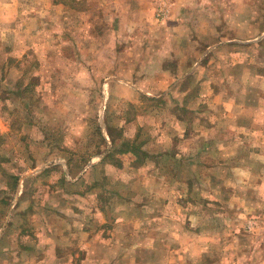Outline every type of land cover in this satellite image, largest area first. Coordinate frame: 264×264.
<instances>
[{"label": "rangeland", "instance_id": "obj_1", "mask_svg": "<svg viewBox=\"0 0 264 264\" xmlns=\"http://www.w3.org/2000/svg\"><path fill=\"white\" fill-rule=\"evenodd\" d=\"M139 1L51 0L25 38L0 35V264H264L261 185L235 182L222 150L258 128L264 41L243 50L248 86L221 89L243 119H220V88L186 76L205 41ZM161 57L185 73L171 93Z\"/></svg>", "mask_w": 264, "mask_h": 264}, {"label": "crops", "instance_id": "obj_2", "mask_svg": "<svg viewBox=\"0 0 264 264\" xmlns=\"http://www.w3.org/2000/svg\"><path fill=\"white\" fill-rule=\"evenodd\" d=\"M131 1L103 0L99 6L117 8L118 10L121 7L129 8V4L134 5ZM140 1L142 2V0ZM157 6H163L166 9L167 12L163 19H168L167 21H170L172 25H182L186 22L190 26L189 41L193 40L196 44L194 39L198 37L207 45L206 52L203 53L207 58L205 62L201 64L189 59L186 74L187 77H192L195 81L199 80V87L206 90V95H208L209 89L220 88V93L210 95L205 101L210 106L209 111H205L215 116L216 112L212 113V111L216 106L213 107V105H217L220 107L217 111L220 119L224 116L229 119H243V115L240 113L244 114L241 103L245 99L237 94H225L221 89H231L235 92L239 88L248 86L243 76L242 57L245 56L243 50L245 46L253 47L257 42L264 41V0H158ZM51 7V0H0V35L4 36L10 32L12 39L21 40L20 31H23V27L21 28L20 25L35 23L36 10L46 12ZM25 30L28 40L35 29L33 27L25 28ZM159 54L162 55L163 51H159ZM167 62L168 59L161 57V66L158 71L166 79H169L167 88L171 93L178 88L183 77L185 78V73L181 74L180 62L175 67L174 65L170 66ZM122 66H126V64L123 63ZM114 79V77L109 78L107 81ZM122 79L124 80H116L125 81L127 78ZM127 82L124 87L129 88L130 97L136 93L135 89L143 87L142 84ZM108 84L109 86L113 85L111 82H108L107 86ZM160 88L162 89V87ZM164 93L165 91H163ZM143 95L156 99L162 96L150 93H143ZM262 101L264 102V100ZM235 110L237 111L233 114ZM250 110L249 116L252 113L251 108ZM261 110V112H253L250 116L258 128H232L231 136L235 137V144L230 142L227 143L228 146L222 147L223 152L229 153L230 160L228 162L230 164L228 165L235 172V182L242 185L248 182L261 185L259 186L260 191L255 197L257 200H264L262 197L264 195V103ZM249 116L246 115V117ZM240 136H244V139L249 137V139H240ZM241 176H243V180L240 178ZM157 247L158 245L155 244V249ZM186 250L188 248H185ZM187 262L193 264L190 259Z\"/></svg>", "mask_w": 264, "mask_h": 264}, {"label": "built area", "instance_id": "obj_3", "mask_svg": "<svg viewBox=\"0 0 264 264\" xmlns=\"http://www.w3.org/2000/svg\"><path fill=\"white\" fill-rule=\"evenodd\" d=\"M166 12H167L166 9H165L163 6H161V7L158 9V11H156V15H157L158 18L163 19L164 16L166 15Z\"/></svg>", "mask_w": 264, "mask_h": 264}]
</instances>
